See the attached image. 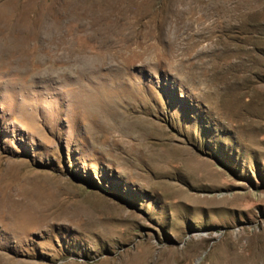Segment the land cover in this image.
<instances>
[{"label": "rangeland", "instance_id": "obj_1", "mask_svg": "<svg viewBox=\"0 0 264 264\" xmlns=\"http://www.w3.org/2000/svg\"><path fill=\"white\" fill-rule=\"evenodd\" d=\"M2 211L0 264H264V0H0Z\"/></svg>", "mask_w": 264, "mask_h": 264}, {"label": "bare ground", "instance_id": "obj_2", "mask_svg": "<svg viewBox=\"0 0 264 264\" xmlns=\"http://www.w3.org/2000/svg\"><path fill=\"white\" fill-rule=\"evenodd\" d=\"M150 144H153V142H151ZM11 208H13V207H11ZM7 210V209H6ZM12 211H14V210H12ZM12 211H10V212H12ZM16 212V211H15ZM4 212L2 211L1 213H0V217H2V216H4V214H3ZM38 213V212H37ZM11 214V213H10ZM14 214V213H13ZM12 214V215H13ZM22 216V213H16L12 218H11V220H13V221H16V219H18L19 217H21ZM11 217V216H10ZM37 217H44L43 216V214L41 215V213L39 212V214H37ZM10 222V221H9Z\"/></svg>", "mask_w": 264, "mask_h": 264}]
</instances>
